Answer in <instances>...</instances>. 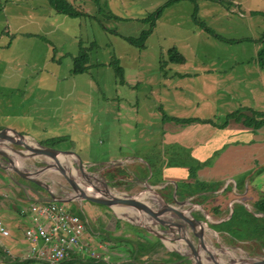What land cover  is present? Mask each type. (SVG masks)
I'll return each mask as SVG.
<instances>
[{
	"label": "crops",
	"instance_id": "obj_1",
	"mask_svg": "<svg viewBox=\"0 0 264 264\" xmlns=\"http://www.w3.org/2000/svg\"><path fill=\"white\" fill-rule=\"evenodd\" d=\"M7 1L0 0V14L6 20L7 24L5 20L4 24L7 25V28L15 33V37L0 44V53H2V55L0 54V90H5L7 94L10 93V90L16 91L20 98L12 103L8 99L0 101V130L7 129L20 133L42 145L33 137L35 131H40L41 133L38 132L40 135L62 137V129H74L80 121L88 120L90 111L95 109V105L92 103L90 88L79 89L81 86H74V79L62 83L63 85L59 83L58 64L60 58H66L67 65L70 64L72 68V58L79 52L78 45L72 46L73 43L71 42L73 50L60 51L57 56L58 59H56L57 48L53 51V46L56 47L54 43L57 41V37L46 42L37 32L31 33L24 30L28 25H33L36 30L34 28L32 30L39 32L47 29H58L54 26V22L57 21L55 18H59L61 13L51 5L50 1L47 3V8L44 5L45 9L41 13L34 11V9L26 13L20 11L7 12L4 7V3ZM11 18L20 19L21 24L18 25L15 22V26L12 28L9 24ZM5 28L0 30V38ZM53 32H50L51 36L55 35ZM16 35H20V37ZM75 38L76 36L72 34L73 42L75 40L77 43ZM257 53L258 50L255 54L257 55ZM183 57L184 63L178 64L179 66L188 63V59L184 55ZM171 64L173 66L176 63ZM20 66L28 67L30 72L34 73L32 82L27 84V76L23 75L24 72ZM253 66L256 71L252 81H259L258 86H254L255 88L252 82L250 83L251 86H248L251 88L242 84L244 79L239 77L240 74H234V72L228 73L226 77H222L220 74L215 77L209 72L198 74L177 72L172 77L165 76L160 79L163 89L159 96H161L163 104L166 105L165 107L169 108V114L162 113V117H168V120L162 119L164 121L162 130H154L151 122H148L147 105L142 104L140 110L146 116L140 115L141 123L138 119L137 107L133 106L131 109L135 112V120L139 122V126L135 125L134 128L136 130L141 129L140 132L139 130L136 132L142 137L130 135L126 139V143L120 140L114 141L113 147L101 146L102 144L99 143V147L95 148L93 146L95 141L92 139L82 143L72 139L73 147L64 150L55 149L53 146L48 148L75 152L79 156L73 154L75 159L77 161L81 159L88 165H90L89 163L98 165L114 163L101 173L108 184L116 181L123 182L121 177H105L111 169L124 170L131 179L127 181L128 188H130L128 191L114 189L116 193L133 195L143 189L147 183L153 188H162L165 193H174L178 199L183 201L190 199V196L185 195V191L189 188L197 183L207 184L208 186L192 194L195 196L192 202L199 207L197 212L200 213H202L199 210L200 207L205 210V207H208L212 210L219 206V212L213 215L224 216L229 214L230 203L233 201L232 206H235L234 212H231L232 214L235 213L233 219L229 223H222L221 220L213 223L217 235H221L224 229L227 230L225 239L230 241L232 238L229 236L228 230H231L232 224L239 223L241 211H245L244 205L246 204L251 211L259 213L254 208L261 201L260 193L264 192V125L253 128L245 125L243 120L241 121L243 116L241 113L246 114L247 117L253 116L251 112L264 113V108L257 110L256 105L260 103L261 98L255 96H261L264 89V67L259 68V62H255ZM12 69L13 74L17 77L18 85H14L9 79ZM45 69H48V74H46L47 70ZM39 72L41 75H47V77L38 76ZM84 73L86 74V72ZM205 79L208 80V84L211 83L210 86H205ZM202 80L203 83L199 84L200 88L197 87L195 83L198 84ZM54 82L57 84L52 85ZM125 83L127 84L126 81ZM240 90H244V94L246 92L252 94L250 99L254 106L246 108L245 112H239V110L237 112L239 107H243V104L235 102V96L240 95ZM52 93H57L61 96L60 98L65 95L66 104H52ZM149 93L150 95L156 94L153 90H150ZM222 95L226 97L222 98ZM43 96L48 97L45 103L42 102ZM85 97H87V102H85L87 109L84 110L83 99ZM145 97L147 96L145 95ZM209 97L211 101L208 100ZM114 99H117V96L111 98V100ZM75 101H80V103L75 104ZM105 104H111L110 98L105 100ZM222 104L225 105L223 109H221ZM117 107L119 109L118 105ZM226 109L227 113L222 115L221 111ZM152 115L153 113L150 114V117ZM180 119H190L191 122L181 123ZM49 121H52L50 125H48ZM155 134L157 140L154 139ZM91 135V131H88L86 137ZM67 137L70 138L71 136L67 135ZM75 145H78V148H75ZM155 146L158 151H161V153L158 152L159 156L152 151ZM15 148L19 149L18 146ZM8 154L13 157L9 152ZM64 159L67 161V158ZM154 171L155 174H153ZM153 175L155 182L151 183ZM96 185L100 187L98 183ZM35 186L22 180H14L0 170V220L9 231L8 237H0V264H46L36 260L13 261L5 253V249H7L14 256L22 255L25 248L23 231L30 225L25 211L31 203L46 202L49 199L43 190ZM55 187L57 191H64L61 186ZM208 196L211 197L205 198L203 203L195 201L196 198ZM72 203L71 207H66L69 212L70 209L78 211L92 219L89 222L85 218L87 226L90 224V228L87 227L85 238L88 241L87 237H89V241L97 245V249L94 250L97 256L92 259L94 260L93 263L98 261L108 264L127 262L119 260L118 256H121L120 251L123 247L129 244L124 240L127 238V234L132 232L128 225H122L121 222L115 224L113 220H109L112 216L108 218L107 215L113 213L109 210L89 203L78 201ZM91 208H94L95 211L91 212ZM116 216L121 217L118 213ZM98 222L102 223L101 227L103 228L98 227L99 230L95 231L96 228L92 229L91 226ZM162 244L164 246V243ZM155 251L158 250L139 256V261L132 259L128 263L141 264L142 261L146 260V256ZM251 254L257 255L258 253H249V255ZM74 256L78 257L71 255L68 259ZM148 262L150 260H146L143 264Z\"/></svg>",
	"mask_w": 264,
	"mask_h": 264
},
{
	"label": "rangeland",
	"instance_id": "obj_2",
	"mask_svg": "<svg viewBox=\"0 0 264 264\" xmlns=\"http://www.w3.org/2000/svg\"><path fill=\"white\" fill-rule=\"evenodd\" d=\"M66 1L71 4L79 14L71 18L67 15L59 14V18H55L57 21L54 22V26L58 29H47L46 31L43 30L39 32L32 30L33 28L35 29L33 25H28L24 30L31 33L37 32L46 42L54 40L57 37V41L54 43L56 47L53 46L52 41L53 51L57 48L56 59H58L57 56L60 51L66 52L68 50H73L71 48V42L73 43L72 46L78 45L79 48V45H82L86 48L89 54V68L86 74L71 75V65H67L66 58H60L58 64L59 83H67V81L74 79V86H81L79 89L85 90L86 88H90L92 103L95 105V109L90 111L88 120L85 119V122L80 121L76 124L77 126L74 129H62V137L57 138L44 134L40 135L38 134L40 131H35L33 137L40 141L42 146H53L55 149L64 150L68 147H73L71 144L72 139L80 143L92 139L95 141L93 144L95 148L99 147V143L102 144L101 146L113 147L114 141L120 140L126 143V139H128L130 135L132 137H142V135L136 132L137 130L140 132L141 129L136 130L134 128L135 125L139 126V122L142 121L139 118L140 115L142 116L144 114V112L140 110L142 104L147 105L148 122H151L154 130H162V128H164L163 120H168L164 118L165 116L162 117V113L166 115L169 114V108L165 107L166 105L163 104L161 96H159L162 94L163 89L160 79L165 76L172 77L173 74L177 72L190 74L209 72L215 77L217 74L226 77L228 73L234 72V74H240L239 77L244 79L241 83L246 84L247 87L251 86V82L253 87H257L259 84V81L256 80L254 82L252 80L255 78L254 73L256 71L254 70V63L259 62V68L264 67V0H196L195 2L188 0L175 2H171V0ZM48 2L49 0H8L4 3V7L7 12L20 11L26 13L34 9V11L41 13L45 9L44 5H46L47 8ZM4 20L5 19H3L0 14V28H2L0 30H3L6 26L5 30L1 33L0 44L4 43L6 40L10 41L15 37V33L7 28V25L4 24ZM15 22L18 25L21 24L20 19L11 18L9 24L12 28H14ZM5 23L7 24L6 20ZM51 31H54V36L50 35ZM145 31H149V34L145 37L142 44L139 45L140 42L138 38L141 33ZM72 34L76 36L75 39L77 43H75V40L73 42ZM16 36L20 37V35ZM171 48L183 54L188 59V63L183 66H179L178 64H173L172 66V64L169 63L170 61L167 55L168 50ZM257 50L258 53L256 55L255 52ZM0 54L2 55V53ZM256 56L257 59H255ZM116 66L120 67L123 71V79L127 84L125 83L123 85L119 83L118 77L114 71V67ZM20 69L23 70V75L27 76V84L32 82L34 73L30 72L29 68L25 66H20ZM45 70H47L46 74H48V69ZM38 76L47 77V75H41L40 72ZM9 79L14 85H18L17 77L13 74V69L10 70ZM201 83H203V80L195 84L198 87ZM54 84H57V82L52 83V85ZM204 84L205 86H210L211 83L208 84V80L205 79ZM50 85L51 83L49 86ZM150 90H153V92L155 91L156 94L150 95ZM243 91L244 90H240V95L235 96V102L243 104V107H239L237 112L238 110L239 112H245L246 108H252L254 106L250 99L252 94H248V92L244 94ZM145 95L147 97H145ZM115 96H117V99L111 100V98ZM255 96L261 98L256 108L257 110H262L261 108H264V89L261 96ZM60 97L61 96L57 95V93H52L51 103L66 104L65 95H63L62 98ZM225 97V95H222V98ZM19 98L20 96L16 91L10 90V93L7 94L5 90H0V101L8 99L12 103L16 102ZM46 98L48 97H42L43 103L46 102ZM91 98H89V100H91ZM109 98L111 104L106 105L105 100H109ZM83 100L85 110L87 109V103H85L87 102V97ZM208 100L211 101L210 97ZM78 103H80V101H75V104ZM133 106L137 107L139 122L135 120L136 115L134 110H131ZM223 108H225V105L222 104L221 109ZM151 113H153L152 117H150ZM221 113L222 115L227 113V109L222 110ZM241 114L243 115L242 121L247 116L244 113ZM144 115L146 116V114ZM92 117L93 120H91ZM51 123L52 121H49L48 125ZM88 131H91L92 135L86 137ZM67 135L71 137L68 138ZM57 139L62 141H58ZM154 139H158L156 134L154 135ZM11 146L13 148L16 147L14 145ZM75 148H78V145H75ZM152 151H154L157 156L160 155L158 152L161 153L156 146L152 148ZM13 158L25 162L26 165H29L30 168L28 169L31 171L35 168L29 163L40 164L44 161L43 158ZM68 160L69 165L77 162L72 156L69 157ZM89 164L100 169L114 163L110 162L104 165L95 163ZM153 174H155V171ZM106 176L107 178H123V182L116 181L109 184L112 192L116 193L114 189H124L125 191L130 189L128 188L127 181L131 179L124 170L111 169L110 173L105 175V177ZM99 177L101 178V174ZM43 178L49 180V182L51 181L50 183L52 185L57 186L59 183L67 187V184L62 179L60 180L57 178L56 173L47 174ZM154 179L155 177L153 175V179H151L150 182H155ZM204 184L205 183H203V185ZM200 185L202 184H198L197 187ZM118 194L127 195L125 193ZM259 196L261 201L264 200V192H261ZM187 201H189L191 205L197 207L194 202H192L191 198ZM147 204L153 208L162 205L161 201L158 202L157 200V202H152L150 199L147 200ZM28 209L29 206L25 212L28 213ZM161 209L159 211L155 209L153 213L144 212L142 214L143 220L149 224L155 232H160L159 235L163 234L164 237H166L165 241L163 240L164 246L162 244V246L157 248L158 251L154 252L155 254L151 253L146 256V260H150V262L154 264V262H160L162 259H169L167 253L175 251L184 258L185 256L191 257V251L194 250L195 247L200 246V241L195 232L197 228L191 229V227L185 225L184 221L181 220L180 222L172 212L166 213L165 210ZM90 211L94 212L95 210L91 208ZM192 211H197V209ZM158 213L162 219L158 216ZM77 214H80V216L82 215L81 213ZM109 216H112L109 220H113V222L118 220L123 223L122 225L138 227L136 224L129 223L121 217V219L118 218L116 214L109 213L107 217L109 218ZM81 217L84 218V220L86 218L89 222L92 221L87 215H82ZM89 225L87 226L88 228H90ZM95 225H92L91 228H96L95 231H97L99 230L98 227L102 226V223L98 222ZM182 227L183 231L179 230V228ZM139 231L134 230L129 232L130 234L128 233L126 236V239H131L130 242L133 244L129 243V245H125L120 251L121 256H118V258L119 260L127 261L124 263L129 264L128 262H131L133 259L130 252L136 247L135 244L138 245L137 241L139 238L137 233H139ZM200 231L204 239V244L210 247V253L201 251V257L199 258L201 264H213V259L211 258H214L217 263L219 259H224L223 261H225V264L226 261L229 262L230 259L215 245L212 234L204 227H201ZM142 234L145 235V237L156 238L148 232ZM185 235L187 241L182 238ZM232 239L230 241H227V239L224 240V250L228 252L226 254L235 256L234 259L236 261L239 262L240 258L264 257L263 248L254 251L251 247L247 248V244L236 242V245H234V239ZM87 240L89 242V247L96 250V243H91L89 237H87ZM217 241L219 242L218 238ZM189 242L192 245V250L189 248ZM247 249L252 250L251 252L249 251V253H253L254 251L258 254L249 256ZM128 254L129 256H127Z\"/></svg>",
	"mask_w": 264,
	"mask_h": 264
},
{
	"label": "water",
	"instance_id": "obj_3",
	"mask_svg": "<svg viewBox=\"0 0 264 264\" xmlns=\"http://www.w3.org/2000/svg\"><path fill=\"white\" fill-rule=\"evenodd\" d=\"M18 140L21 141L31 139L20 133H15L14 131L12 132L11 130H0V145H4L13 149L15 151L16 157L43 158L44 161H42L40 164L29 163L33 166V168H35L33 171H31L28 169L30 168L29 165H26L25 162L17 160L16 158L7 155V153L0 151V170L8 174L14 180H22L28 182L29 184L36 185L41 190H43L46 196H48L49 199L47 201L57 202L64 205L65 207H71V204H73L72 202L74 201H78L80 203H89L116 214V212H120V210L124 211L137 207L147 208L145 207L148 206L147 202H145L146 199L149 200L153 199L152 197H155L162 203V205L159 206L160 209L162 208L161 210H165L166 213L172 212V214L178 220L185 219V225H188L191 227V229L195 228L196 226L206 228V230L212 234L215 240V245L220 248L222 252L228 253L224 250V240L226 238L225 235L227 230L224 229L221 235H217V230L214 228L213 223L219 220H221L222 223H229L233 219V214L231 213L235 210V206H232L233 201L230 203L229 214L219 216L209 213L203 207H200L199 209L202 213L192 211L185 205L188 199L182 201L178 199L174 193H165L163 192L162 188H153L147 183H145L142 190L133 195H120L118 193L112 192L108 182L102 176L101 178L99 177L107 167L97 169L85 164L81 159L80 161H77L74 164L71 163L69 165V163L63 162L61 158L63 156L69 158L72 154L77 155L75 152L54 150L42 145V152H34V155H29L26 153L28 147H26L24 144H20ZM11 145L18 146L19 149L13 148ZM50 173H56L57 178L60 180L62 179L67 184V187H64L59 183L57 184V186H61V188L64 190L63 192L62 190L57 191L55 185L50 183L51 181L49 182V180L43 178L45 175ZM96 183H98L100 187H98ZM189 198L194 200L195 196L192 195ZM244 210L253 217L264 220V214L251 211L246 204L244 205ZM187 216L191 218L189 219L190 221H188ZM128 222L132 223L130 221ZM137 226L138 227L136 228L144 229L148 233L158 238L162 243L165 241L166 237H164L163 234L159 235V233H156L150 225L148 227L143 225ZM217 238L219 239V242L217 241ZM189 248L192 250V245L190 242ZM185 259L189 260L191 264H193L192 258L185 256ZM212 262L213 264H218L215 260ZM229 264H264V257L240 258L238 263Z\"/></svg>",
	"mask_w": 264,
	"mask_h": 264
},
{
	"label": "trees",
	"instance_id": "obj_4",
	"mask_svg": "<svg viewBox=\"0 0 264 264\" xmlns=\"http://www.w3.org/2000/svg\"><path fill=\"white\" fill-rule=\"evenodd\" d=\"M49 1H50L51 5L61 14L67 15L69 17H74V16L79 14L72 7V5L69 4L66 0H49ZM175 1H181V0H171V2H175ZM188 1L195 2L196 0H188ZM148 34H149V31L148 32L145 31V32L141 33V35L138 38V41L140 42L139 45L142 44L143 40L145 39V37ZM130 41L133 42L132 40H130ZM167 55H168L169 61L171 63H176V64L184 63L183 55L181 53H179L174 48L169 49L167 52ZM88 63H89V54L86 51V48L83 47L82 45H80L78 54L72 58L71 74L77 75V74H82L84 72H87V70L89 68ZM114 71L118 77L119 83L124 84L125 81L123 79V71L121 70V68L116 66V67H114ZM251 113L253 115L252 117L244 118L243 122L245 125L251 126L253 128H259L262 125H264V113H262V112H251ZM164 118H168V117L165 116ZM180 122L181 123H188V122H191V120L190 119H184V120L180 119ZM203 122H208V121H203ZM57 140L62 141L59 139H57ZM45 146H47V145H45ZM47 147H49V146H47ZM206 186H208V185L202 184L198 187H197V185H195V186L189 188L187 191H185V195L191 196L192 194H194L195 192H197L198 190H200L201 188L206 187ZM210 197L211 196L199 197V198H196L195 201L197 203H203L202 201H205V198L209 199ZM205 208L207 211H209L212 214H216L219 212V206L216 208L214 207L212 210L208 207H205ZM254 209L256 212L264 214V200L259 201V203H257V206ZM71 211H70V213L80 216V214H77L80 212L74 211V210H73V212H71ZM234 214H233V217H234ZM119 222L120 221L116 220L115 224H118ZM128 227L132 231H134V230L139 231L140 230L139 233H137L138 238H139V240L137 241L138 245L135 244L136 247L131 252V255H132L134 260L139 261L140 260L138 258L139 256H142L145 253L146 254L150 253V251H154L158 247L162 246V243L158 238L150 237L151 238L150 239L149 237H145V235L142 234V233L146 234L147 231H145L143 229H138V228L133 227L131 225H128ZM230 229L231 230H228V234L231 238L234 239V245H236V242H238L241 244H247L246 247L247 248L251 247V249H253L254 251L256 249H261V248L264 249V220L254 218L252 215L248 214L247 212L241 211L239 223L232 224L230 226ZM124 240L127 243H132V242H130L131 239H129V240L124 239ZM249 251L251 252L252 250L249 249L247 253H249ZM167 254L169 255V259H165V260L162 259V261L154 262V264H190L189 260L180 256L176 252H171V253L168 252ZM249 256H253V255L251 254ZM170 257H171V259H170ZM72 258L63 261L60 264H108V263H105L103 261H98L96 263H93L94 260H92V259H94V258L88 259V258H83L81 256H78V257L74 256ZM145 261L146 260H144V262ZM142 262H141V264L144 263V262L143 263ZM124 264H127V263H124ZM145 264H152V262H148Z\"/></svg>",
	"mask_w": 264,
	"mask_h": 264
},
{
	"label": "built area",
	"instance_id": "obj_5",
	"mask_svg": "<svg viewBox=\"0 0 264 264\" xmlns=\"http://www.w3.org/2000/svg\"><path fill=\"white\" fill-rule=\"evenodd\" d=\"M30 225L24 229L25 248L21 256L5 253L13 261L36 260L46 264H60L71 255L96 258L94 248L89 247L85 233L87 222L81 216L72 214L57 202H33L29 205ZM9 231L0 220V237L6 238Z\"/></svg>",
	"mask_w": 264,
	"mask_h": 264
},
{
	"label": "bare ground",
	"instance_id": "obj_6",
	"mask_svg": "<svg viewBox=\"0 0 264 264\" xmlns=\"http://www.w3.org/2000/svg\"><path fill=\"white\" fill-rule=\"evenodd\" d=\"M9 135H11V134H9ZM18 142L20 143V144H24V145H26V147H28V150L26 151V153L27 154H31V155H34V152H42L43 151V148H42V146L40 145V144H38V143H36V142H34L33 140H18ZM2 144V143H1ZM0 151L1 152H3V153H7V155H9L8 154V152L13 156V157H16V155H15V151L13 150V149H11V148H9V147H7V146H4V145H0ZM72 156V158L74 159V160H76L75 159V157L73 156V154L71 155ZM64 158H67V161H65V159ZM62 161L63 162H67V163H69V160H68V157H66V156H63L62 158ZM64 159V160H63ZM77 161V160H76ZM153 199H150L152 202L154 201V202H157V199L155 200V197H152ZM146 202H147V200H146ZM159 202V201H158ZM151 203V202H150ZM185 205H186V207L187 208H189L190 210H196V209H198L199 207H195V206H193V205H191L190 204V202L189 201H187L186 203H185ZM160 206V205H159ZM159 206H156V207H151L150 205H148V206H145V207H147V208H142V207H137V208H131V209H127V210H124V211H121L120 210V212H116V213H118L123 219H126V220H128V221H130V222H132L133 224H136V225H143V226H149V224H147L144 220H143V218H142V214L144 213V212H146V213H153L154 212V210L156 209L157 211H159L160 209H159ZM196 208V209H195ZM158 216H160V214L158 213ZM166 217V216H165ZM168 217V216H167ZM188 217V220L189 219H191L189 216H187ZM160 218H161V216H160ZM162 219V218H161ZM165 219V218H164ZM181 220V219H180ZM158 221V220H157ZM178 221V220H177ZM182 221H184L185 223H186V220L184 219V220H182ZM190 221V220H189ZM170 225V224H169ZM176 228V227H175ZM196 228L197 229H195V232H196V235H197V237H198V239H199V241H200V246H197V247H195L194 248V250H192L191 251V257L190 258H192V261H193V264H201V262H200V253H201V251H204V252H208V253H210V251H209V249H210V247H207L205 244H204V239H203V236H202V234H201V231H200V228L201 227H198V226H196ZM179 230H181V231H183V228H179ZM157 233V232H156ZM160 233V232H159ZM183 238V240H186L187 241V237H186V235L185 236H183L182 237ZM190 240V239H189ZM240 251V250H239ZM225 255H226V257L227 258H229L230 260H229V262L228 261H226V264H228V263H237L238 261H236L234 258H235V256H233V255H228V254H226L225 253ZM233 256V257H232ZM211 259H213V261L215 260L214 258H211ZM218 260V259H217ZM220 260H222V259H219V264H225V261H220ZM228 262V263H227Z\"/></svg>",
	"mask_w": 264,
	"mask_h": 264
}]
</instances>
